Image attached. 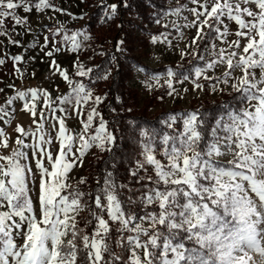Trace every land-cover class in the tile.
Segmentation results:
<instances>
[{
	"label": "snow or ice",
	"instance_id": "obj_1",
	"mask_svg": "<svg viewBox=\"0 0 264 264\" xmlns=\"http://www.w3.org/2000/svg\"><path fill=\"white\" fill-rule=\"evenodd\" d=\"M101 2L109 19L117 15L121 4L129 6L126 0ZM190 2L199 7L189 9L195 19L185 27L195 28L196 34L180 55L205 61L203 67L193 69L192 84L201 89V78L213 79L207 74L209 69L226 65L223 79L216 77L212 91H223L217 83L229 85L239 94L241 105L211 125L199 110H193L167 115L163 123L171 132L140 129L143 159L136 161L130 175L148 183H141V191L127 199L122 192L128 185L118 184L112 171L97 180L94 191L81 190L79 185L87 183L83 178L76 187L69 182L74 167L83 165L87 149L95 146L112 152L118 140L98 110L106 95H94L87 82L73 78L91 75L108 81L113 72L111 67L96 72L80 62L78 55L73 72L62 68L55 56L66 51L78 54L82 51L79 37H88L70 32L58 17H48L55 20L54 26L42 25L50 35L44 36L39 50L50 58L53 74L67 81L72 91L53 98L47 89H29L4 101L9 106L24 101L22 107L35 117L36 127L32 131L17 127L15 131L22 135L12 143L0 128V148H11L9 154L0 155V264H264V0ZM18 9L25 15H17ZM49 9L66 13L53 0H0V29L11 18L30 33L27 14L34 10L47 14ZM233 21L239 30L229 42ZM0 35L7 32L0 31ZM10 42L19 44L14 39ZM151 42H160V37L152 36ZM216 42L227 44V49L217 48ZM38 44L36 40L31 47ZM122 45L123 41L116 50L123 52ZM205 52L215 59L209 60ZM12 59L20 62L22 56ZM111 60L119 63L114 55ZM4 63L0 59V65ZM16 71L23 74L19 68ZM174 81L183 84L189 76L181 79L168 69L164 84L169 96L179 95ZM158 86L159 77L146 83L149 89ZM57 101L63 107L54 106ZM89 102L92 107L86 118L78 120L82 127L70 129L68 119L84 116ZM8 114L0 107V120ZM25 137L35 142L28 144ZM54 141H59L58 146H53ZM149 168L152 174L140 175ZM85 207V228L91 226L87 232L79 227Z\"/></svg>",
	"mask_w": 264,
	"mask_h": 264
},
{
	"label": "rangeland",
	"instance_id": "obj_2",
	"mask_svg": "<svg viewBox=\"0 0 264 264\" xmlns=\"http://www.w3.org/2000/svg\"><path fill=\"white\" fill-rule=\"evenodd\" d=\"M107 3H118V0H106ZM203 3V0H200ZM53 3L62 9L66 10V13H71L69 16L65 12L56 13L49 9L47 14H41L35 10L27 14L28 24L32 28V32L25 33L22 26L15 25V22L8 18L5 20V28L0 29V31H6L7 35H0V59H4L5 63L0 65V89H3L4 92L0 93V107L5 108L8 111V115L4 116L3 120H0V128L6 133L9 142L12 143L16 137L21 136L22 134L16 132L17 127H22L26 131L35 130L36 125L32 123L35 117L32 116L31 112L23 109L22 105L24 101L14 102L12 105H7L4 103L5 99L11 96H15L18 91H28L29 89H47L53 96V98L61 95H67L71 93L72 88L69 86L67 81H64L59 74H53V69L50 67V58L44 56L40 50L39 45L44 43V36L50 35L47 29L43 28L42 25L54 26L55 20H50L48 17H58L65 26L70 30V32L79 31L87 36L88 31L86 28L87 20H89L90 12L93 7L98 4H101V0H53ZM193 7H199L196 4H192L190 0H169L167 8L161 13H155L151 19L146 24L147 37L150 39V46L145 51L142 61L144 64L152 67L158 68L160 66H173V65H182L183 62L190 56H186L183 59L181 58L180 51L185 49V46L190 43L192 37L196 34L195 28H187L186 24L190 23L195 19L191 14L189 9ZM176 9H180L179 12ZM16 14L19 16H24L25 14L22 10H16ZM83 16V19H75L73 17ZM185 17L187 19H185ZM157 20L159 23H157ZM226 23H228L226 21ZM13 28L15 29L13 31ZM230 33L227 36V40L236 39L235 32L239 30L238 25L233 21L229 23ZM54 30V27H53ZM138 34L142 35L143 33L138 30ZM183 34V35H182ZM152 36L160 37V42L153 44L151 42ZM167 38V42H163L164 38ZM19 41V44H12L11 40ZM57 39H61L60 36H57ZM82 40V47L85 44L86 40H83V37H79ZM38 40L39 44L36 47H31L34 41ZM244 42L243 40L241 41ZM199 43V42H198ZM217 48H226L227 44L222 42H216ZM175 46V47H173ZM229 51L231 49H228ZM118 52V51H117ZM16 55L22 56V61L15 62L12 58ZM79 56L80 62L84 63L89 67L91 62L84 59L81 56V51L78 54H73L72 52H63L57 54L55 59L61 65L62 68L67 69L70 73L74 71L73 61L76 59V56ZM206 57L215 59V57L209 56V53H203ZM34 57V59H33ZM204 61V60H203ZM205 62V61H204ZM205 63L201 66L203 67ZM19 68L22 71L21 73L17 72L16 69ZM140 67H135V76L131 80V85L138 87L142 102L151 96L157 90L167 89L166 84H164V78L166 77V72H157L152 73L148 76H144L142 71H138ZM226 69V65L217 69H209L207 74L210 75L213 79L205 81L203 78L199 80L202 87L201 89H195V86L192 84V80H189L186 83H179L174 81V87L179 92V95L169 96L166 94L160 102L153 108V112H166L169 115H180L175 112V110H186L191 105L196 106L206 99H215L221 97L224 93L231 91L229 85H223L217 83V88H223V91H212L213 83L216 77L223 79L221 73ZM239 73H234L233 76L238 75ZM152 77L160 78V85L153 89L146 87V83L151 80ZM74 82L75 79L73 78ZM196 79V78H195ZM233 82L234 78H233ZM152 83H155L153 80ZM12 87H9V86ZM91 88V87H89ZM92 89V88H91ZM188 89V91H184ZM93 91V89H92ZM6 94V95H5ZM94 94V92H93ZM42 106L38 102V107ZM56 107H63L59 104V101L56 102ZM92 107L91 102L88 105H85V110L89 111ZM99 110V109H98ZM87 111L85 113H87ZM47 114V109H45ZM57 115H63V113L57 112ZM79 119H84L83 116L78 117L77 119L69 118L67 121V126L70 129L78 130L82 125L78 123ZM50 123H56L54 120H50ZM48 125L46 124V128ZM25 142L32 144L35 141L31 137H25ZM59 141H54L53 146H58ZM14 146V145H13ZM53 146H50L53 147ZM97 149V147L92 146L87 149L84 156V163L82 166L74 167L71 172L72 179L69 181L72 183H77L81 178H84V174L89 165L90 155ZM11 151L9 148L5 151L3 148H0V155H7ZM35 196V193H32Z\"/></svg>",
	"mask_w": 264,
	"mask_h": 264
},
{
	"label": "trees",
	"instance_id": "obj_3",
	"mask_svg": "<svg viewBox=\"0 0 264 264\" xmlns=\"http://www.w3.org/2000/svg\"><path fill=\"white\" fill-rule=\"evenodd\" d=\"M168 1L126 0L129 6L124 7L121 0H118L121 6L117 15L111 19L105 15L102 3L91 9L86 23L88 39L82 47L81 56L91 62L89 67H93L94 71L102 73L104 69L111 67L113 75L108 81L97 80L91 75L78 79L87 82L88 87L93 89L94 95H106L107 99L99 106V111L115 129L118 140L112 152L97 148L90 155L89 165L83 178L87 183L79 185L85 192L96 190L97 180H101L106 172L112 171L118 184L128 185L127 190L122 192L124 199L133 193H139L140 184L148 183L146 179L138 181L130 175L135 170L136 161L143 159L140 156L142 145L138 143V140L143 138L139 136V130L151 129L158 134L171 132L163 123L169 114L164 111L153 112L161 97L166 96L167 89L155 91L142 102L138 87L130 83L135 76L134 68L141 66L144 69L142 71L144 76L172 69L181 79L188 75L189 80H193L195 79L193 69L205 63L203 60L193 61L192 57H188L182 65L152 68L142 61L145 51L150 46L146 24L151 21L155 13H161L167 8ZM139 29L142 35L138 34ZM121 41L124 51L117 52L116 45ZM113 55L118 59V64L111 60ZM239 105H241L239 94L231 90L219 98L206 99L196 106L191 105L186 110L180 109L175 112L182 115L185 111L199 110L211 125L220 115L227 111H235ZM83 118H86V113ZM157 159L166 163L161 155H157ZM150 174H152L151 168L147 172L143 170L140 172L145 178ZM72 186L76 187L77 183H72ZM88 203L91 204V200ZM137 213L142 214V211L137 209ZM87 218L88 208L85 207L80 213L79 227L84 228L86 232L91 229V226L85 228Z\"/></svg>",
	"mask_w": 264,
	"mask_h": 264
}]
</instances>
